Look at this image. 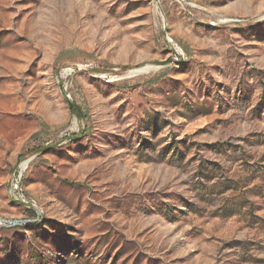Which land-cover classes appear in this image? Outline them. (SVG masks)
Wrapping results in <instances>:
<instances>
[{"label": "rangeland", "instance_id": "1", "mask_svg": "<svg viewBox=\"0 0 264 264\" xmlns=\"http://www.w3.org/2000/svg\"><path fill=\"white\" fill-rule=\"evenodd\" d=\"M0 218V264H264V0H0Z\"/></svg>", "mask_w": 264, "mask_h": 264}, {"label": "built area", "instance_id": "2", "mask_svg": "<svg viewBox=\"0 0 264 264\" xmlns=\"http://www.w3.org/2000/svg\"><path fill=\"white\" fill-rule=\"evenodd\" d=\"M174 50L176 52V58H178L179 56H182L183 53L177 45H174ZM22 174H23V168L21 167V165L19 166V169H17L16 171L12 173V176H11L12 178L10 180L11 197L13 198L14 201H17L23 204L26 208L37 211V207L34 202V199L25 196V193L23 191L22 184H21ZM27 221H28L27 218H17V219L0 218V225L8 226V227L20 226V225L25 224Z\"/></svg>", "mask_w": 264, "mask_h": 264}, {"label": "trees", "instance_id": "3", "mask_svg": "<svg viewBox=\"0 0 264 264\" xmlns=\"http://www.w3.org/2000/svg\"><path fill=\"white\" fill-rule=\"evenodd\" d=\"M71 109H72V112L76 113L79 118H82L84 116L83 113L81 112V110L79 109V107L75 106V107H71ZM46 148L47 147H41V148L39 147L38 149L31 151L30 153L41 152V151L46 150ZM22 158H23V156L20 155L19 159H22Z\"/></svg>", "mask_w": 264, "mask_h": 264}, {"label": "bare ground", "instance_id": "4", "mask_svg": "<svg viewBox=\"0 0 264 264\" xmlns=\"http://www.w3.org/2000/svg\"><path fill=\"white\" fill-rule=\"evenodd\" d=\"M27 164V162H23L22 164H21V167L22 168H24V166Z\"/></svg>", "mask_w": 264, "mask_h": 264}]
</instances>
